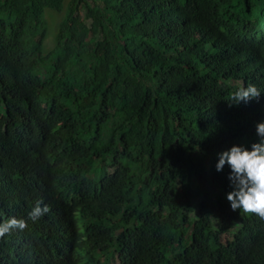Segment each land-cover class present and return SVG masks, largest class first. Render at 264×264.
<instances>
[{
    "label": "trees",
    "instance_id": "16d2710c",
    "mask_svg": "<svg viewBox=\"0 0 264 264\" xmlns=\"http://www.w3.org/2000/svg\"><path fill=\"white\" fill-rule=\"evenodd\" d=\"M63 5L0 0V220L50 207L0 264H264L215 170L260 139L264 0Z\"/></svg>",
    "mask_w": 264,
    "mask_h": 264
},
{
    "label": "clouds",
    "instance_id": "9594fccd",
    "mask_svg": "<svg viewBox=\"0 0 264 264\" xmlns=\"http://www.w3.org/2000/svg\"><path fill=\"white\" fill-rule=\"evenodd\" d=\"M260 90L253 84L241 86L230 96L228 106L238 105L240 102L247 103L250 100H258ZM256 135L260 138L258 143H252L251 150L243 146H232L230 149L218 154L215 170L221 172L225 165L230 169L228 180L231 191L226 199L232 211L239 210L245 215H255L264 222V122L255 126ZM76 199V201H82ZM37 201L27 214V220L36 222L44 218L50 212L48 205H42ZM27 220L17 219L15 214L7 213L0 220V244L17 246L22 239L20 235L27 228ZM90 222H88L89 224ZM227 246L230 241H221Z\"/></svg>",
    "mask_w": 264,
    "mask_h": 264
},
{
    "label": "rangeland",
    "instance_id": "374dc122",
    "mask_svg": "<svg viewBox=\"0 0 264 264\" xmlns=\"http://www.w3.org/2000/svg\"><path fill=\"white\" fill-rule=\"evenodd\" d=\"M67 2H68V0H64V7L66 6V4H67ZM61 14L60 15H56V17H58V18H61ZM48 35H49V33H48ZM52 36H53V34L52 33H50V35H49V41L47 42V44H49V45H51V39H52ZM244 214V213H243ZM52 256L54 257V258H57L58 256H59V254H52Z\"/></svg>",
    "mask_w": 264,
    "mask_h": 264
}]
</instances>
